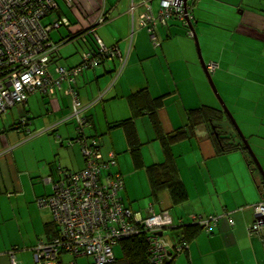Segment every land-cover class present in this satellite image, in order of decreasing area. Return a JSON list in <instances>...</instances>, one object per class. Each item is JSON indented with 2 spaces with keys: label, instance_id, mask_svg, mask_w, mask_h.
I'll return each mask as SVG.
<instances>
[{
  "label": "crops",
  "instance_id": "obj_1",
  "mask_svg": "<svg viewBox=\"0 0 264 264\" xmlns=\"http://www.w3.org/2000/svg\"><path fill=\"white\" fill-rule=\"evenodd\" d=\"M238 2L196 0L194 4L190 3L193 5L189 10L193 28L186 20L171 17L165 24L155 26L154 33L159 45L154 44L149 30L140 27L138 20L148 10L155 17L160 16L161 0H73L71 8L62 3L59 10L61 27H67L70 33L68 37L82 31L89 32L85 40L86 51L96 50L93 36L108 47L118 45L121 53L126 56L131 45L127 63L119 76L122 65L120 56L105 61L95 69L85 70L75 81L80 102L89 106L86 115L90 119L91 128L84 129V137L88 135L100 139L105 158L111 151L116 153L119 164L117 172L122 175L125 183L127 201L122 197L125 206L141 216H147L149 205L153 204L155 213L170 212L176 221L175 226L180 219L188 221L193 217L213 222L212 232L209 234L201 231L190 241L186 250L176 256L175 264H264V237L249 232L255 219L249 206L264 201L260 190L255 185L244 156L240 152L216 155V147L208 137V129L201 126L194 138L173 146L188 200L173 208L168 193L161 192V195L155 197L149 189L138 195L139 191L133 184L135 175L130 169L131 160L134 169H139L135 168L126 131L123 127L113 126L132 116L128 97L145 88L152 98L165 96L164 107L159 113L165 133L186 126L189 110L205 105L216 107L214 98L206 90L205 101H197L194 92L183 95L178 86V78L189 73L192 76L191 66L198 65L191 39L195 40L193 31L200 39L202 49L227 40L228 44L244 45L243 50L248 49L246 55L256 57L255 45L257 41L264 40V11L260 8L245 9L244 4L248 0H241L239 5ZM197 4L202 7L195 9ZM132 8L135 9L134 18L130 13ZM213 8L223 12L224 24L214 21ZM235 9L242 14L241 21L231 20L230 16L235 15ZM104 14H108L109 19L97 24ZM238 34L244 37L243 40L235 39ZM204 56L209 64L215 61L218 63L214 71L216 76L227 73L230 63L225 62L223 53ZM56 59L51 67L72 68L81 63L82 55L80 53V59H73L69 67L59 64L60 56H56ZM194 73L199 75L197 69ZM252 77L256 80L258 75L252 73L246 81L253 80ZM68 87V83H63L62 89L53 96L42 92L32 94L25 104L16 105L12 109L8 114L9 119L5 118L6 113L0 120V264H12V254L17 264H37L38 246L50 243L58 235L52 211L49 208L40 209L38 199L54 194L55 184L62 176L60 169L77 173L85 168L82 143L76 140L79 135L74 121H65L73 112L72 99L65 93ZM102 94H106L105 98L98 100ZM171 95L174 99L169 98ZM169 102L178 104V111L169 113ZM256 112L264 117V107ZM22 119H29L25 127L18 125ZM170 122L173 128L168 130L165 126ZM135 123L142 147L140 154L143 164H160L165 158L150 117H139ZM141 126H144L145 133ZM250 126L254 127L253 124ZM263 129L264 124L258 132ZM258 132L256 128L251 130L250 137L257 138L255 149L264 165V138L259 137ZM147 146L152 153L146 154L144 149ZM127 151L131 159L126 154L120 156ZM124 166L128 170L123 169ZM147 201L149 207L141 208ZM171 234L167 233L169 236ZM61 258L62 264L71 261L67 254Z\"/></svg>",
  "mask_w": 264,
  "mask_h": 264
},
{
  "label": "built area",
  "instance_id": "obj_2",
  "mask_svg": "<svg viewBox=\"0 0 264 264\" xmlns=\"http://www.w3.org/2000/svg\"><path fill=\"white\" fill-rule=\"evenodd\" d=\"M64 1L71 8L73 0ZM195 1L189 0L186 8L189 14L193 6L190 3ZM161 3L160 16L155 17L148 10L138 20L141 27L149 30L155 45L160 44L154 33L157 24H165L174 15L182 21L187 16L183 0H161ZM59 8L55 0H0V120L14 106L25 104L30 95L42 92L53 96L62 89L63 83H68L65 93L72 99L73 112L65 121H76L78 134L84 133L76 140L82 143L85 168L77 173L60 169L62 176L55 184L54 194L37 201L40 209L52 211L53 221L58 227L57 237L36 249L37 264H62L60 259L65 254L71 257L69 264H78V259L85 257L94 264H110L115 260V245L124 239L145 234L151 245L153 261L161 264L172 256V243L160 235L164 234L165 228L174 225L173 217L166 211L157 214L151 206L152 214L143 218L125 206L120 197L125 184L123 177L119 172H112L118 165L117 155L111 151L105 158L100 139L84 137V129L88 128L89 122L83 118V108L74 89L76 77L85 70L99 67L106 57L120 56L122 67L119 76L127 57L122 56L117 46L110 48L96 37L98 50L86 51L80 65L69 69L57 66L54 73L50 72L52 56L58 51L50 34L52 30L59 29L62 22L45 25L44 20L59 12ZM134 10L132 8L131 16ZM108 19L109 15L104 14L99 23ZM217 67V63H211L207 70L211 73ZM20 124L28 122L22 119ZM251 208L256 222L250 225L249 232L264 237V220L261 219L264 217V203ZM210 222L200 221L207 227ZM184 249L180 245L176 248L177 252ZM11 261L17 264L14 254Z\"/></svg>",
  "mask_w": 264,
  "mask_h": 264
},
{
  "label": "trees",
  "instance_id": "obj_3",
  "mask_svg": "<svg viewBox=\"0 0 264 264\" xmlns=\"http://www.w3.org/2000/svg\"><path fill=\"white\" fill-rule=\"evenodd\" d=\"M55 2H57V5L59 7L60 4L58 3V0H55ZM175 16L176 18L178 17V15H174L173 17ZM59 21H61V19ZM98 23L99 21L97 22V24ZM88 34H89L88 31H82L71 37H68L66 40L62 41L61 43L66 44L76 39H82L84 37H87ZM95 41L97 43L96 38H95ZM54 44L57 46L58 51H59V48L61 47V45H57L56 43ZM116 46L120 50V47L118 45L111 46L110 48H114ZM129 49L131 50V45L129 46ZM96 50H93V51H96ZM58 51L56 52V54H54L55 56L54 55L52 56V60H51L52 63L56 62L57 60L56 56H58L57 55ZM122 56L125 59L127 57V60H128L129 54L127 56L122 54ZM117 57L118 56H115L110 59L114 60ZM82 58H83V55H82ZM110 59L108 57L104 58L101 64H103L105 61L110 60ZM50 72H52L51 67H50ZM53 72H55V69ZM212 73H215V72H211L210 74ZM76 92L78 94V102H80L81 99H80L79 92L77 90ZM105 96L106 94L105 95L102 94V96L98 100H103ZM164 97L165 96H159L157 98H152L149 94V91L146 88L143 90L134 92L128 97V101L133 111L132 116L128 119H125V120H122L121 122L116 123L113 126V128L123 127L124 130L126 131L127 140H128V144L130 147V152L133 157L134 163L136 165L135 168L144 169L146 171L147 180L150 185L151 194L155 197H158L159 195H161V192L168 193L170 201H171V205H173V208L184 204L185 201L188 200V193L186 190V186L180 177V170L177 167L176 157L173 154V146L174 144L183 142V140L194 138V136L197 133L196 132L197 129L200 128L201 126H205L208 129L207 132H208L209 139L213 142V144H215L216 155L219 156V155L231 154L232 152H240L244 156L245 163L248 166L250 173L252 175V178H254L255 180V185L257 186V189L260 190V193L264 200V178L262 177L256 164L254 163L252 156L248 153L245 143L242 141L240 135L235 130L231 119L227 117L223 108H216V107H211L208 105L201 106L198 108H193V110H189L187 113L188 123L186 124V126L180 129L171 131L170 133H165L162 127V122L160 121V118H159V113L161 109H163L164 107V101H165ZM80 105L83 108V113H82L83 118L88 120L89 122L88 128H91L90 119L86 115L89 106L83 105L82 102H80ZM145 115H148L150 117L151 122H153L155 134H157V140L160 142L162 146L163 155H164L165 160L161 162L160 164H152V165L146 166L143 164L142 159H141L140 151L142 147H141V143L138 140L135 121L137 118L145 116ZM26 120L27 122L29 121V119H26ZM224 121L229 122L230 127H231L230 129L224 128V126L222 125ZM18 125L25 127L27 124L24 125V124L18 123ZM230 130H232L233 132H231ZM83 135L84 133L80 134L79 137ZM87 137H93V136L87 135ZM100 144H101V141H100ZM260 203H264V201ZM260 203H257V204H260ZM149 206L151 207L153 206V204H150ZM254 206H257V205H253V207ZM251 207L252 206H249V208ZM251 209L253 210V208ZM162 212L160 213L158 212L157 214H162ZM151 214H152L151 210H149V214L147 216H143V218H148L150 217ZM253 214H254V211H253ZM173 220L175 221L174 217H173ZM201 220L202 219L199 217H197V219L192 218L191 220H188V221H183V219H180L179 222L176 224V226H175V222H176L175 221L172 227H167L163 230L164 234L160 235L161 238L164 237L165 239H168L172 243V248L174 251L172 250V256H169L168 258L164 259V261L161 264H175L176 256H178L179 254H182L183 251L186 250L185 247L188 246L190 241H192L197 235H199L201 231H207L209 234L212 232L213 227H211L212 225L211 223L213 222L211 221L210 225L207 227L200 223ZM255 222L256 220L254 219V222L251 225H253ZM167 233L168 234L172 233V234L171 236H169L167 235ZM178 245H180L182 249L184 248L185 249L181 252L180 251L177 252L176 248ZM115 246L116 247L121 246L122 253H123L122 258L120 259L115 258V260L110 264H157L152 259V254L150 253L151 245H150V242L147 241L146 234L124 239L120 243H118V245H115ZM60 261L62 263L63 259L61 258ZM88 264H94V263L92 261L91 263H88Z\"/></svg>",
  "mask_w": 264,
  "mask_h": 264
},
{
  "label": "rangeland",
  "instance_id": "obj_4",
  "mask_svg": "<svg viewBox=\"0 0 264 264\" xmlns=\"http://www.w3.org/2000/svg\"><path fill=\"white\" fill-rule=\"evenodd\" d=\"M58 3L60 4V6H63L62 3L67 5L64 0H58ZM240 3H241V0H239L238 5ZM244 6H245V9H247V10L260 8L264 11V0H248V3H245ZM201 7H199V4H197L195 9L201 8ZM212 12H214V14H215V20L214 21L224 24L223 12H221L220 10L215 9V8L212 9ZM234 12H235V15L230 14L231 20L232 21L236 20V22L241 21L242 14L239 11H237V9H235ZM58 17H59V12H56V13L50 15L49 17H47L44 20V24L45 25H52L55 21L60 20V19H58ZM226 25H228V24H226ZM229 25L232 26V24H229ZM52 31H53L51 33L52 40L57 45H61L60 51L57 54L61 58V61H58L59 64L61 63L62 66H66V67L72 66L73 63L71 61L73 59H75L76 57H79V59H80V53H81V55H83L84 52H86V49H87L85 46L86 45L85 44L86 39L82 38L79 41H74L73 43H70V44L67 43V45L66 44L63 45V43H61V42L66 40L70 34L69 31H67V27L62 26L61 29H59V30L56 29V30H52ZM185 36L187 37V35H185ZM93 37L95 39V36H93ZM243 38L244 37L241 36L240 34H238L235 37V39H240V40H243ZM176 39H178V38H176ZM191 39L193 41L194 49H196L198 65L196 67L191 66V72L193 73L192 76L189 73V74H186V76H184V77L178 78V80H179L178 86L181 87V91H182L183 95L186 93L192 94L194 92V97L197 98V101L198 100H204L205 101L206 96H204V91L205 90L208 91L209 95L214 98L216 108H221L220 101L214 95L211 84H209L208 76H207L206 72L204 71L202 63L200 61L199 52H198L195 40L193 38H191ZM199 46H200V49L202 51V59L205 62L207 60H205L204 54L205 55L209 54V56H215V55H220L222 53L224 54L225 62L229 61L230 66L226 71L227 73H221L218 76H216L215 73H212L211 76H212L214 84H216V86H217V89L219 91L220 96H222L226 106L228 107V109L233 114L234 119H236L240 130L243 131V133L247 137L248 141L250 142L254 153L257 154L258 152H257V149H255V145H254V143H256L255 141L257 140V138L253 139L252 137H250V132H251V130L254 131L255 128L258 132V129H260L261 125L264 124V117H262L260 112H256V110L259 109V111H260L264 107V40H262L261 42L257 41V43L255 45V46H257L256 57L252 56V55L251 56L246 55L248 49L243 50L244 45H242V44L233 45V43L228 44L227 40L225 43L218 44V45L215 43L210 44V46L208 48H203L204 49L203 50L201 48V43H200V39H199ZM94 48L98 49V45H96L95 42H94ZM209 63H210L209 61L206 62V64H209ZM54 68L55 67L52 66L51 71H54ZM196 69L198 70L199 75L194 73ZM244 70L251 71V73H247ZM252 73L258 75V77H256V80L252 77L253 80L249 79V81H246V79L248 78V75H250ZM157 74L161 78H164L162 74H160L158 72H157ZM172 96L173 95L169 96V98L174 99ZM200 96H202V99ZM201 105H203V104H201ZM14 107H16V106H14ZM176 107H178V104H176L174 102H171V103L169 102L168 107H167L169 110V113L173 114V113H175V111H178L176 109ZM12 109L8 111V113L5 115V118L9 119L8 114H10ZM146 119H148V118H146ZM73 123H74L76 131H78L77 126H76V124H77L76 121H74ZM250 124H253V126L255 128L252 126L249 127ZM222 125L224 126L225 129L231 128L229 122H227V121H224L222 123ZM151 126H152V129L154 131L152 124H151ZM172 126H173V123L170 122L165 127H167V129L170 130L171 128H173ZM179 126H182V124ZM141 129H142V132L145 133L144 126H141ZM230 131L233 132L232 130H230ZM258 133L259 134H257V135L259 137L264 138V129L259 130ZM144 151L146 152V154L152 153L151 151L148 150V146L144 149ZM124 154L128 155V157L131 159L130 152H128V151L125 153L123 152V154H121L120 156L124 157ZM257 156H258V158L262 164L263 162L260 158V155L257 154ZM130 165H131L130 169L133 171V173L135 175L133 184L139 191L138 195H142L141 193L143 191H149V189H150L149 183L147 182L146 171L144 169L135 170L132 160H131ZM118 166H119V164L113 169L112 172H117ZM123 169L126 170L127 168L124 166ZM125 177H126V175H125ZM130 179H132V178H130ZM131 187H133L132 184H131ZM120 197L121 198L124 197L123 199H125V202L127 201V197H126V194L124 192V189L120 191ZM141 205H142V203H141ZM148 205H149V203L147 201L144 204V206H142L141 208L145 207V209H147V207H149ZM114 254L116 255L115 256L116 259L122 258L123 253H122L121 246H117V247L115 246ZM79 261H80L79 264H88V263L92 262V260L89 258H81V259H79Z\"/></svg>",
  "mask_w": 264,
  "mask_h": 264
},
{
  "label": "water",
  "instance_id": "obj_5",
  "mask_svg": "<svg viewBox=\"0 0 264 264\" xmlns=\"http://www.w3.org/2000/svg\"><path fill=\"white\" fill-rule=\"evenodd\" d=\"M183 2H184V5H185V9H186L187 5L189 4V0H183ZM185 14H187L186 21L188 22V25H190L191 28H193V25H191L190 14L188 13L187 9L185 10ZM193 37L195 38V41H196V45H197V49H198V52H199L200 61H201L202 66H203V68H204V70H205V72H206V74L208 76L209 84H211V87H212V90L214 92V95L219 99L220 104H221V108H223V110L226 113L227 117L229 119H231L235 130L238 132V134L240 135L242 141L245 143V146H246V148L248 150V153L252 156L254 163L256 164V166L258 167L262 177L264 178V167H263V165H261V162H260L257 154L254 153V151H253L250 143L248 142L246 136L244 135L243 131L240 130L236 119H234L233 114L231 113V111L226 106L222 96H220L219 91L217 89V86H216V84H214L212 76H211L210 72H208V70H207L206 62L202 59V52H201V49H200V46H199V40H198V37H196V33L194 31H193ZM261 219L264 220V217L261 218Z\"/></svg>",
  "mask_w": 264,
  "mask_h": 264
}]
</instances>
